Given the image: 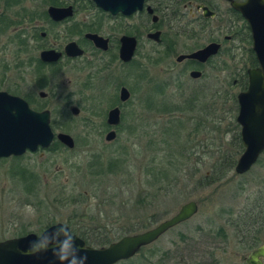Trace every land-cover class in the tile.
Segmentation results:
<instances>
[{
	"label": "rangeland",
	"instance_id": "rangeland-1",
	"mask_svg": "<svg viewBox=\"0 0 264 264\" xmlns=\"http://www.w3.org/2000/svg\"><path fill=\"white\" fill-rule=\"evenodd\" d=\"M213 2L221 12L227 8L223 0ZM223 23L221 14L212 22L215 28ZM142 44L130 65V108L113 142L101 131L106 117L96 100L101 95L97 83L85 86L86 77H74L69 82L73 102L85 110L79 117L55 115L53 127L70 134L75 148L40 149L19 161H0V242L40 235L58 223L73 227L77 235L115 242L157 226L195 201L197 215L154 243L162 253L146 264L247 260L258 232L264 157L245 175L234 170L210 186L205 179L225 152L237 153V160L242 154L233 98L241 91L235 81L242 84L243 68L224 64L220 57L205 69L203 79L194 81L189 72L181 74L185 66L175 58H163L146 38ZM52 102L56 106V97ZM178 162L177 175L170 166ZM24 169L34 177H23ZM165 170L168 179L160 174Z\"/></svg>",
	"mask_w": 264,
	"mask_h": 264
},
{
	"label": "flooded vegetation",
	"instance_id": "flooded-vegetation-1",
	"mask_svg": "<svg viewBox=\"0 0 264 264\" xmlns=\"http://www.w3.org/2000/svg\"><path fill=\"white\" fill-rule=\"evenodd\" d=\"M223 1L227 8L221 12L213 0H145L141 10L124 15L105 11L94 0H0V99L8 95L25 101L33 112L48 113L55 134L50 148L58 144L65 147L57 136L68 133L65 130L55 132L54 116L66 113L79 117L85 110V106L73 102L69 82L74 77H86L85 86L92 82L98 85L101 95L96 100L106 117L101 131H107L105 140L108 143L113 142L120 131L124 110L130 108V65L138 56L144 38L148 44L158 48L163 58H175L177 64L184 65L185 70L181 74L189 72L194 81L203 79L205 69L215 59L224 57V64L243 68L239 75L242 84L237 81L235 84L241 88L239 94L245 93L249 88V71L257 70L261 65L253 48L248 21L232 7L230 0ZM233 1L244 4L249 0ZM200 6L208 8V17ZM220 14L224 23L215 28L212 22ZM233 17H236L235 21ZM155 34L157 38L151 36ZM130 38L137 41L131 60L123 52L124 42L128 44ZM214 44L218 45V51L206 61L189 57ZM127 47L130 50V44ZM150 57L151 54H145L146 59ZM194 72L200 76L194 78ZM124 90L127 93H123ZM54 97L56 106L52 102ZM114 110H118L120 115L117 125L109 123L110 113ZM239 127L241 136L242 128ZM111 133L114 134L113 140L108 139ZM241 143L244 147L242 138ZM36 152L27 150L23 155L0 161H19ZM263 157L264 151L255 166ZM24 170L23 177L29 174L34 177L32 171ZM256 209L258 232L253 233L252 238L257 246L252 252L264 246V186L258 194ZM251 254L241 264H249ZM260 261L264 264V258Z\"/></svg>",
	"mask_w": 264,
	"mask_h": 264
},
{
	"label": "water",
	"instance_id": "water-1",
	"mask_svg": "<svg viewBox=\"0 0 264 264\" xmlns=\"http://www.w3.org/2000/svg\"><path fill=\"white\" fill-rule=\"evenodd\" d=\"M94 1L98 7L112 14L131 15L142 9L145 0ZM230 1L232 7L242 13L249 23L253 48L261 65L259 69L249 71L248 91L238 95L237 123L242 128L241 138L245 150L237 161L235 172L243 175L255 166L264 151V1L249 0L244 4ZM200 8L204 9L205 16L208 17V8L204 6ZM154 21H157V17H154ZM151 36L157 38V34ZM92 38L97 39L95 36ZM124 43L123 52L125 55L128 54L131 60L137 41L130 38L128 44L126 41ZM129 44L130 50L127 47ZM217 51L218 45H209L189 57L206 61ZM192 76L197 78L200 73L194 72ZM123 93L127 91L124 90ZM2 99H0V159L20 156L27 150L36 152L39 148H50L55 138L50 115L31 111L28 104L21 99L8 95ZM119 118L118 110H114L110 113L109 123L117 125ZM57 138L66 148L70 150L75 148V141L70 135L61 133ZM108 139L113 140L114 134L111 133ZM198 211V203L190 201L174 216L157 226L141 233L124 236L100 248L87 245L82 238L71 232L68 225L54 224L40 235L30 233L0 242V264H119L134 258L143 248L158 242L171 229L194 218ZM81 257L86 259L81 260ZM260 258H264V246L252 252L248 263L262 264Z\"/></svg>",
	"mask_w": 264,
	"mask_h": 264
},
{
	"label": "trees",
	"instance_id": "trees-1",
	"mask_svg": "<svg viewBox=\"0 0 264 264\" xmlns=\"http://www.w3.org/2000/svg\"><path fill=\"white\" fill-rule=\"evenodd\" d=\"M233 101H234V103L236 105V102H237L236 97L233 98ZM236 107H237V105H236ZM238 138H239V145H240V147H239L240 151L239 152H242L244 150V147H243V145L241 143V136L239 135ZM62 147L63 146H60L58 144V145H55L52 148H50V150H59V148H62ZM225 153H226L225 154L226 155L225 158L224 159L221 158L220 160H218L215 163L214 167L212 168L211 175L208 176V178L207 177L205 178L206 179V186H210L211 184H214L216 182L224 180L226 177H228V175L231 172H233L235 170V167H236V164H237V161H238L237 158H236L237 157V153H235L233 155H229L228 152H225ZM180 165H181V163L178 162V163L174 164L173 166L172 165L171 166L169 165V166H170V168L174 167L173 168L174 173H176L178 175V173L180 172ZM160 174L161 175L165 174L164 176L167 175V179L169 178V171H167V170L160 172ZM73 229L74 228L72 227V229H71L72 232L74 234H76L77 232L75 230H73ZM78 234H79L78 236H80L87 243V245H90V246L94 245L96 247H103V246H107V245L113 243L111 241L104 242V241H101L99 239L97 241H95L94 239H96L97 237L94 236V235H91V234H88V235L87 234L85 235L84 233L83 234L78 233ZM21 235L24 236V234H21ZM120 238H122V237H119L118 240ZM251 241H253L252 242L253 244L250 245L249 248H254L255 246H257V245H255V241H256L255 239L252 238ZM140 253H141L140 256L137 255L133 259H130L128 261L120 262L119 264H146L147 261L151 262V260L153 258H156L158 255H160L162 253V250L157 245L153 244L151 246L143 248ZM139 259L141 260L140 262L138 261Z\"/></svg>",
	"mask_w": 264,
	"mask_h": 264
},
{
	"label": "clouds",
	"instance_id": "clouds-1",
	"mask_svg": "<svg viewBox=\"0 0 264 264\" xmlns=\"http://www.w3.org/2000/svg\"><path fill=\"white\" fill-rule=\"evenodd\" d=\"M80 259H81V260H84V259H86V257H81Z\"/></svg>",
	"mask_w": 264,
	"mask_h": 264
}]
</instances>
